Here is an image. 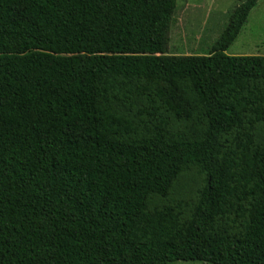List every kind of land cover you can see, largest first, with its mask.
<instances>
[{
    "label": "trees",
    "instance_id": "1",
    "mask_svg": "<svg viewBox=\"0 0 264 264\" xmlns=\"http://www.w3.org/2000/svg\"><path fill=\"white\" fill-rule=\"evenodd\" d=\"M259 1L182 56L177 0H0V264H264V56L226 55Z\"/></svg>",
    "mask_w": 264,
    "mask_h": 264
},
{
    "label": "rangeland",
    "instance_id": "2",
    "mask_svg": "<svg viewBox=\"0 0 264 264\" xmlns=\"http://www.w3.org/2000/svg\"><path fill=\"white\" fill-rule=\"evenodd\" d=\"M244 0H177L170 29L168 53L170 55H206L227 24L231 12ZM228 56H264V0H260L251 10L241 33L226 51ZM166 89V88H165ZM120 112L133 117L135 107L121 99ZM189 111L188 106H183ZM191 135L198 136L200 129L190 128L186 115L175 117L164 113ZM255 142L264 146V124L255 132ZM203 185V177L192 172L181 176L175 183L168 204L179 205L180 211L187 213ZM158 206V200H153ZM172 264H208L201 262H181Z\"/></svg>",
    "mask_w": 264,
    "mask_h": 264
}]
</instances>
